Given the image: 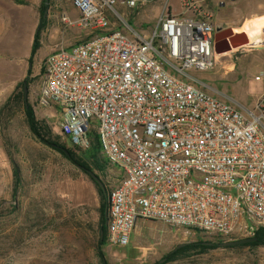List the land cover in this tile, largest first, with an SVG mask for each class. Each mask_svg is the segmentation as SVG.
<instances>
[{
    "label": "built area",
    "instance_id": "1",
    "mask_svg": "<svg viewBox=\"0 0 264 264\" xmlns=\"http://www.w3.org/2000/svg\"><path fill=\"white\" fill-rule=\"evenodd\" d=\"M154 0H70L63 21L93 33L41 65L40 108L82 151L93 135L116 183L107 191L106 242L126 247L139 220L228 241L264 229V92L253 109L204 92L191 71L211 69L216 25L198 0L165 8L149 34L109 29L117 7ZM264 81V71L255 77Z\"/></svg>",
    "mask_w": 264,
    "mask_h": 264
},
{
    "label": "rangeland",
    "instance_id": "2",
    "mask_svg": "<svg viewBox=\"0 0 264 264\" xmlns=\"http://www.w3.org/2000/svg\"><path fill=\"white\" fill-rule=\"evenodd\" d=\"M198 5L212 15L216 27L235 21L234 30L258 17L238 19L264 12V0H198ZM157 6L161 15L170 6L180 9L179 0H154L133 10L119 6L122 18L108 15L109 29L125 31L128 24L130 37L148 36L158 23ZM70 12L79 14L70 0H0V264H156L171 253L165 264H264V244L188 249L183 246L220 238L188 234L155 221L139 220L126 247L100 245L98 187L81 166L31 132L22 97L26 82V103L44 141L82 157L83 152L61 135L55 109L37 103L45 57L93 34L63 21L64 16L71 18ZM39 23L43 27L31 58ZM190 76L204 92L247 112L254 107L250 93L263 84L245 70L241 52L218 56L211 69L191 71ZM94 174L103 191L116 183L107 170ZM178 245L182 247L176 249Z\"/></svg>",
    "mask_w": 264,
    "mask_h": 264
},
{
    "label": "trees",
    "instance_id": "3",
    "mask_svg": "<svg viewBox=\"0 0 264 264\" xmlns=\"http://www.w3.org/2000/svg\"><path fill=\"white\" fill-rule=\"evenodd\" d=\"M43 19V15L41 17V21ZM43 25L42 23H39L38 28H37V32L34 35V39H33V44H32V53H31V58H33V56L36 53V50L38 48V37H39V33L40 30L42 29ZM24 95H22L23 97ZM24 104V111H25V115H26V119H27V123L29 125V128L31 130V132L40 140H42L43 142H46V144H49L50 146H52L53 148H56V150L58 152H60L63 156H65L66 158H68L70 161H72L74 164L78 165L79 167L81 166L83 168V170L86 173H93L94 171H98L99 173H103L105 172V170H107L108 168V163L105 160V158L103 156H101V151H100V147H99V143L97 141V137L95 136V133L93 135V139H92V144L90 149H88L87 151H82L83 155L80 158H75L74 154L67 150L66 152L64 151L65 148L59 147L57 145H54L48 141H44V138L41 136V133L39 131V125L37 123V121L35 120V116L33 113V109L32 107L26 103V101H23ZM83 161L87 164L85 165L83 163ZM96 177H98L97 174H95ZM91 180L95 183V185L98 187L99 193L101 195V205H100V216H99V234L102 231L103 232V239L100 240V245H102L104 242H106V211H107V191H103L99 185L92 179ZM100 237V236H99ZM256 238L255 242L249 243V244H244V246H256L258 244H264V229H260L254 236ZM233 241V240H232ZM227 241L225 240H221V238L219 240H217L215 243L212 242H197V243H192L191 245H185L183 247L185 248H190V249H198V250H208L211 248H216L221 246V244L225 243ZM179 251V250H178ZM101 254V253H100ZM172 254V253H171ZM171 254H168L167 256H165L163 258V260L159 261L157 264H165L167 262H169V258L171 256Z\"/></svg>",
    "mask_w": 264,
    "mask_h": 264
},
{
    "label": "water",
    "instance_id": "4",
    "mask_svg": "<svg viewBox=\"0 0 264 264\" xmlns=\"http://www.w3.org/2000/svg\"><path fill=\"white\" fill-rule=\"evenodd\" d=\"M261 41L259 46H256L255 43H250L248 36L245 33H233L231 28L222 29L221 27L216 28V33L214 35V52L216 55H224L226 53L232 52L233 50L242 48V47H264V28L260 31V39ZM23 95L24 100H27V85L26 82H23ZM66 152V150H64ZM67 153V152H66ZM90 177L99 185L101 189H103L102 182L95 176L93 173H89ZM103 239V232H100V240ZM255 237L250 238H242L233 241H227L221 246L230 247L237 246L243 244H249L255 242ZM182 247V245H178L176 249ZM157 264V263H156Z\"/></svg>",
    "mask_w": 264,
    "mask_h": 264
},
{
    "label": "crops",
    "instance_id": "5",
    "mask_svg": "<svg viewBox=\"0 0 264 264\" xmlns=\"http://www.w3.org/2000/svg\"><path fill=\"white\" fill-rule=\"evenodd\" d=\"M157 7H158V9L155 8L156 14L154 15L155 16L154 18H157L159 21L162 10H160L159 6H157ZM170 12L174 15H179V14H181V9L173 10L172 6H170ZM70 15H71L70 16L71 18H68V19L71 21H76L77 17L79 16V14H77L75 12L74 13L70 12ZM109 16L110 17L114 16V14L110 13ZM259 16L260 17L264 16V12H261V13L253 12L252 14L244 16L238 20L243 19L246 22L252 18L259 17ZM225 24L227 27L231 28L232 30L236 29V28H234L235 21H227V22H225ZM75 27H77V26H72V28H74V30H78ZM79 29L82 30V28H80V27H79ZM82 33L88 34L90 32L82 30ZM232 52H241L242 53V65L245 67L246 71H249L250 77L253 75V78L255 79L256 76H258L262 71H264V47H251V48H249V47L245 46V47L233 50ZM232 52H229L226 54H230ZM262 82H263V84L259 89H255L250 93L251 97L253 98L252 101H253L254 105H255L256 101L259 99V97L261 96V94L264 92V81H262ZM242 110L241 111L243 113H247L246 109H242Z\"/></svg>",
    "mask_w": 264,
    "mask_h": 264
},
{
    "label": "bare ground",
    "instance_id": "6",
    "mask_svg": "<svg viewBox=\"0 0 264 264\" xmlns=\"http://www.w3.org/2000/svg\"><path fill=\"white\" fill-rule=\"evenodd\" d=\"M262 17H264V16H262ZM258 18H260V17H258ZM258 18L251 20L249 22H246L240 30L239 29L233 30V33H240L241 32V33H245L248 36V34L256 33L258 28H259V31H261L262 28H264V22L260 21ZM255 39H260V34H259V36H254L253 41H249V42L254 43Z\"/></svg>",
    "mask_w": 264,
    "mask_h": 264
},
{
    "label": "clouds",
    "instance_id": "7",
    "mask_svg": "<svg viewBox=\"0 0 264 264\" xmlns=\"http://www.w3.org/2000/svg\"><path fill=\"white\" fill-rule=\"evenodd\" d=\"M260 21L264 22V17H260L258 18ZM260 34V31H259V28L257 29V32L256 33H253V34H248V39L249 41H253V38L254 36H259ZM254 43L256 44V46H259L261 41L259 39H255L254 40Z\"/></svg>",
    "mask_w": 264,
    "mask_h": 264
},
{
    "label": "flooded vegetation",
    "instance_id": "8",
    "mask_svg": "<svg viewBox=\"0 0 264 264\" xmlns=\"http://www.w3.org/2000/svg\"><path fill=\"white\" fill-rule=\"evenodd\" d=\"M210 17H211V20H212V15L210 14ZM222 29H226V28H229V27H227V26H220Z\"/></svg>",
    "mask_w": 264,
    "mask_h": 264
}]
</instances>
